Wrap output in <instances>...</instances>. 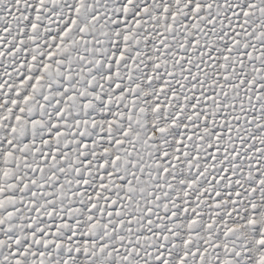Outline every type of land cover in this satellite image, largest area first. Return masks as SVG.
<instances>
[{"label": "snow or ice", "instance_id": "6c2138e0", "mask_svg": "<svg viewBox=\"0 0 264 264\" xmlns=\"http://www.w3.org/2000/svg\"><path fill=\"white\" fill-rule=\"evenodd\" d=\"M0 264H264V0H0Z\"/></svg>", "mask_w": 264, "mask_h": 264}]
</instances>
